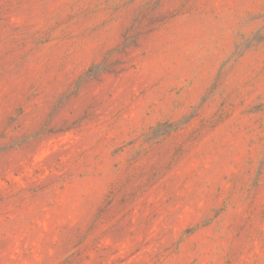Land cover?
I'll list each match as a JSON object with an SVG mask.
<instances>
[{
	"label": "rangeland",
	"instance_id": "rangeland-1",
	"mask_svg": "<svg viewBox=\"0 0 264 264\" xmlns=\"http://www.w3.org/2000/svg\"><path fill=\"white\" fill-rule=\"evenodd\" d=\"M0 264H264V0H0Z\"/></svg>",
	"mask_w": 264,
	"mask_h": 264
}]
</instances>
